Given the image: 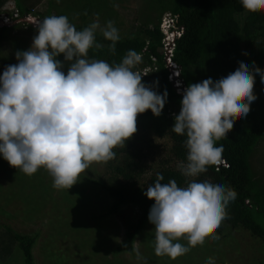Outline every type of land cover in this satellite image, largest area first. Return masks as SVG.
I'll return each instance as SVG.
<instances>
[{
  "label": "clouds",
  "instance_id": "9594fccd",
  "mask_svg": "<svg viewBox=\"0 0 264 264\" xmlns=\"http://www.w3.org/2000/svg\"><path fill=\"white\" fill-rule=\"evenodd\" d=\"M7 1L15 7L14 0ZM239 2L249 12L264 8V0ZM35 27L30 47L16 51L17 63L0 74V157L27 175L43 167L54 188L70 189L92 162L115 157L113 149L136 133L138 114L150 110L160 116L167 93L157 94L142 82L145 71H134L142 54L135 50H128L119 64L89 58L90 49L103 48L97 31L115 52L120 35L112 21L102 26L97 19L77 30L67 16L50 15ZM257 74L264 83V69L244 57L226 77L187 87L175 71L182 99L171 130L186 137V163L178 165L182 175L197 177L221 159L223 146L215 142L225 138L236 117L249 113L257 99ZM163 180L158 174L143 195L154 201L148 221L154 225L155 254L175 259L190 250L178 242L181 238L196 246L219 227L237 193L211 179L185 186ZM212 238L219 239L214 232ZM207 264L214 261L209 258Z\"/></svg>",
  "mask_w": 264,
  "mask_h": 264
},
{
  "label": "trees",
  "instance_id": "16d2710c",
  "mask_svg": "<svg viewBox=\"0 0 264 264\" xmlns=\"http://www.w3.org/2000/svg\"><path fill=\"white\" fill-rule=\"evenodd\" d=\"M5 1L7 0H0V9ZM146 2L149 3V14L130 34L120 36L115 52L109 49L111 42L105 40L97 31L96 40L103 48H92L88 53L89 58L119 64L128 50H135L142 54V62L134 68V71H145L142 82L157 94L167 93V102L160 116H154L150 110L137 116L136 124L146 119L162 120L156 129L160 136L164 132L168 134L172 142L167 159L160 161L153 169L147 182L140 184L138 181L145 170L141 158L122 147L114 151L115 157L108 161V179L91 180L114 200L106 214H117L124 205L136 207L137 211L134 212L135 215L116 249L119 252L133 253L135 236L147 223L149 210L154 203L143 192L156 180L158 174L164 177L161 183L174 179L178 186H185L191 180L211 179L234 189L237 193L236 199L228 204L226 217L222 221L231 229L247 231L264 244V175L252 166V156L259 142L264 140V83H261L257 74L254 84L257 99L251 103L249 113L244 118L236 117L234 126L229 129L225 138L215 142L216 146H223L221 160L227 166H217L214 163L208 167L206 173L197 177L182 175L178 165L181 162L186 163V137L171 130L174 115L180 111L182 97L169 79L170 72L164 60V33L160 28L165 13L177 16L176 25L180 34L175 40L171 60L177 65L179 77L187 87L190 83L201 82L207 78L215 81L226 77L235 71L242 57L247 58L250 63L254 61L255 66L264 69V8L249 12L239 0ZM14 3L21 15L30 13L40 16L33 8L25 6L22 0H14ZM102 6L106 8L107 3ZM82 9L83 12L78 17L84 21L92 9L87 5ZM45 14V17L50 16ZM72 21L73 19H69L73 24ZM87 26L83 22L76 25V28L81 30ZM28 27L34 29L30 25ZM11 29L12 27L6 26L0 28V43L7 40ZM58 59L63 61V56ZM121 152L123 156L120 158L118 155ZM0 212H3L2 208ZM37 237V233L21 234L9 226H4L0 233V259L18 246L23 252L25 264H34L32 248ZM223 264L231 263L223 261Z\"/></svg>",
  "mask_w": 264,
  "mask_h": 264
},
{
  "label": "rangeland",
  "instance_id": "374dc122",
  "mask_svg": "<svg viewBox=\"0 0 264 264\" xmlns=\"http://www.w3.org/2000/svg\"><path fill=\"white\" fill-rule=\"evenodd\" d=\"M40 14L62 13L73 19L76 26L83 22L90 25L99 20L103 26L112 21L119 35L130 34L149 14L146 0H22ZM107 3V7L102 5ZM87 5L92 11L83 21L78 16ZM11 1H5L0 9L2 14L13 15L7 10ZM0 13V14H1ZM165 15V14H164ZM163 15V16H164ZM12 26L9 37L0 43V74L8 65L17 63L15 53L27 50L34 29L26 28L22 21H13L0 16V28ZM67 69H65L66 71ZM162 120L146 119L136 124L137 131L126 140L125 145L113 149H127L141 158L144 174L138 179L147 182L151 172L160 161L167 159L172 142L165 132L159 135L156 127ZM123 153L118 155L122 157ZM252 166L264 175V140L252 156ZM107 162H92L78 177L70 189L53 187V177L43 167L32 175L10 166L0 157V233L4 226L21 234H38L32 248L34 264H207L209 258L214 264H260L264 262V244L253 238L247 231L231 229L221 221L213 230L219 239H213L210 232L203 243L190 246L186 239L178 242L190 250L175 259L157 256L154 225L149 221L135 236L133 253L119 252L116 247L123 239L124 231L133 219L136 207L124 205L117 214H106L113 199L92 179H108ZM88 179V180H86ZM227 225H225V224ZM139 252V256L137 255ZM0 259V264H25L22 250L15 246Z\"/></svg>",
  "mask_w": 264,
  "mask_h": 264
},
{
  "label": "built area",
  "instance_id": "2783aa9c",
  "mask_svg": "<svg viewBox=\"0 0 264 264\" xmlns=\"http://www.w3.org/2000/svg\"><path fill=\"white\" fill-rule=\"evenodd\" d=\"M9 8H11L12 11H14L13 15L8 14L9 16L7 17L6 14H2L0 12L1 13L0 16H3L4 18H7V19H10L13 21L25 22L26 25H23L24 27H26L28 25L35 26L37 24V22L39 21L38 20L39 18L33 14L27 13V14L21 15L19 13L18 9H16L13 4ZM176 19H177L176 15H172L170 13H165V15L162 17V20L160 23V28L164 33V38H163L164 53L165 54L167 53L169 55V60H171V55H172L175 39L180 33L179 27H177V25H176ZM142 74H145V73L143 72ZM177 86L180 87L181 83L177 82ZM178 91L181 94L183 93L179 88H178ZM215 165L227 166V163L224 160L220 159L218 162L215 163Z\"/></svg>",
  "mask_w": 264,
  "mask_h": 264
},
{
  "label": "water",
  "instance_id": "95a60500",
  "mask_svg": "<svg viewBox=\"0 0 264 264\" xmlns=\"http://www.w3.org/2000/svg\"><path fill=\"white\" fill-rule=\"evenodd\" d=\"M164 60L166 62L167 68H168L170 75H171L170 80H171L172 86L176 90L178 86L176 85L177 76L175 75V71L179 72V69L177 66H175L173 63L170 62L169 55L167 53L164 56ZM180 89L183 92L184 89L183 88H180Z\"/></svg>",
  "mask_w": 264,
  "mask_h": 264
},
{
  "label": "crops",
  "instance_id": "0c3cea01",
  "mask_svg": "<svg viewBox=\"0 0 264 264\" xmlns=\"http://www.w3.org/2000/svg\"><path fill=\"white\" fill-rule=\"evenodd\" d=\"M4 4H5V2H4ZM4 4H3V5H4Z\"/></svg>",
  "mask_w": 264,
  "mask_h": 264
}]
</instances>
